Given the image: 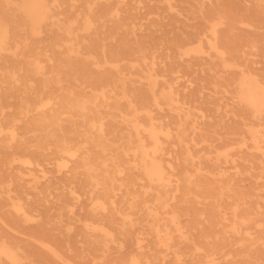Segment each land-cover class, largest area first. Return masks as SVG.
Wrapping results in <instances>:
<instances>
[{"label": "rangeland", "instance_id": "374dc122", "mask_svg": "<svg viewBox=\"0 0 264 264\" xmlns=\"http://www.w3.org/2000/svg\"><path fill=\"white\" fill-rule=\"evenodd\" d=\"M124 1L131 6L134 0ZM171 1L174 9L168 10L163 0H151L152 14L143 6L137 31L129 25L123 34L125 43L132 45L137 40V49L158 57L160 77L171 81L182 105L195 117L186 124L171 104L161 106L160 111L151 106L161 121H169L175 131L187 135L185 146L195 160L186 163L181 159L178 164L182 148L176 140L167 146L171 155L165 152L164 163L168 160L177 167L179 182L175 178L170 187H154L147 195L150 216L142 211L144 186L149 183H137L143 174L140 168L130 166L118 175L120 180L129 178L136 184L95 189L80 167L83 152H59L56 131L50 124L51 136L38 149L37 136L29 131L30 115L19 113L21 99L29 92L7 90L0 73V251L9 248L17 264H264V149L230 134L221 140L215 131H209L204 141L199 130L194 131L195 124L208 129L225 120V130L230 133L240 103L228 83L239 81L240 70L264 80V10L255 0H240L236 9L225 1V12L241 17L250 13L251 21L220 26L224 62L237 63L235 69H224L210 50L211 29L191 15L194 0ZM231 29H235L234 41L222 37ZM47 44L45 34L37 46ZM172 44L189 47L190 53L168 58ZM229 48L245 58L237 59ZM187 64L193 65L191 71ZM208 66L216 68V75L203 71ZM218 77L227 92L214 94L210 81ZM102 111L106 119L112 116L111 109ZM240 113L247 122L259 121L264 127V112L256 117L244 106ZM64 125L69 127L70 122L64 121ZM118 125L108 122L113 152L103 154L93 148L92 158L121 157L125 162L136 158V153L123 151ZM90 129L93 136L98 133L96 124ZM69 139L84 148L82 141ZM247 160H255L257 168L252 170ZM197 169L200 174L195 178ZM239 208L249 209L246 213L255 222L227 231L225 221L232 222ZM0 264L14 263L0 255Z\"/></svg>", "mask_w": 264, "mask_h": 264}, {"label": "bare ground", "instance_id": "6f19581e", "mask_svg": "<svg viewBox=\"0 0 264 264\" xmlns=\"http://www.w3.org/2000/svg\"><path fill=\"white\" fill-rule=\"evenodd\" d=\"M225 1L194 0L191 15L211 29L210 50L221 61L223 68L235 69L237 63L224 62L226 52L219 45V29L222 25L246 24L251 19L250 13L241 17L233 12H225ZM255 1L258 8L264 10V0ZM163 2L168 10L174 9L171 0ZM227 2L233 9L240 8L236 5L240 0ZM143 6L152 14L151 0H134L131 6L124 0H0V73L3 75L1 83L7 90L29 92L28 96L21 99L19 113L21 116L30 115L28 121L32 126L29 131L37 136L38 149L44 148L51 136L48 132L50 124L56 131V148L59 152L69 155L83 152L80 167L95 189L106 190L110 184H136L129 178L127 181L120 180L118 175L125 174L130 166L140 168L143 174L137 179V183H149L144 186L142 211L150 216L152 213L148 209L147 195L153 192L154 187H170L175 178L179 182L177 167L168 160L164 163L165 152L170 154L171 151L167 146H171L176 140L182 148V156L176 158L178 164L181 159L186 163L195 160L190 154V147L185 146L187 135L175 131L169 121H161L154 115L151 106L160 111L161 106L171 104L177 108L176 113L186 124L195 117L182 105L171 81L165 82L166 78L160 77L157 66L161 62L158 57L137 49V40H132V45L123 40V34L129 25L137 31L139 10ZM234 31L235 29H231L222 37L234 41L237 39ZM45 34L48 44L37 46ZM183 39L186 40L187 36H183ZM188 48L172 44L168 48L167 57L172 58L174 54L182 58L190 53ZM199 50L204 49L201 46ZM228 51L237 59L245 58L234 48H229ZM44 61L51 64L46 66ZM186 69L191 71L193 65L187 64ZM203 71L216 75L214 66H208ZM239 72V81L228 83L236 91L240 103V107L234 112L235 121L230 125V133L225 130V120H219L218 124L209 126L208 129L195 124L194 131L198 129L204 141H207L209 131H215L221 140L238 136L236 138L250 140L255 148L262 151V123L247 122L240 109L248 106L256 117L262 116L264 80L245 70ZM144 81H147L146 86ZM210 84L214 88V94L227 92L228 87L220 77L210 81ZM103 108L112 110L109 119H106ZM64 121L70 122L69 127H65ZM110 121L119 123L117 134L123 151L127 154L136 153L135 159L125 162L121 157H91L93 148L103 154L113 152L114 143L107 135V130L113 134L108 126ZM91 124L98 126L95 136L91 133ZM121 128L126 131H121ZM243 128L244 134L241 132ZM218 131L226 135L218 134ZM69 137L82 141L84 148L74 145ZM193 141L196 142V139ZM247 161L252 170L257 168L255 160ZM196 171L195 178L200 174L199 169ZM188 184L189 181L186 182ZM247 211L249 209L241 208L235 211L232 222L227 223L228 219L225 221V229H238L254 223ZM203 218L207 220L204 215ZM0 255L17 264L9 248L1 250Z\"/></svg>", "mask_w": 264, "mask_h": 264}]
</instances>
